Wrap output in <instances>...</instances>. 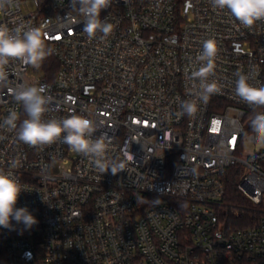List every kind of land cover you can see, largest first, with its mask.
Instances as JSON below:
<instances>
[{
    "label": "built area",
    "instance_id": "built-area-1",
    "mask_svg": "<svg viewBox=\"0 0 264 264\" xmlns=\"http://www.w3.org/2000/svg\"><path fill=\"white\" fill-rule=\"evenodd\" d=\"M101 19L113 25L88 39L72 0H14L0 24L41 27L59 68L53 80L19 61L0 83V170L21 182L16 207L38 223L0 227V264H264V149L251 121L263 106L235 94L237 73L264 85V20L246 28L211 0H112ZM213 39L221 87L193 117L191 72ZM45 85L44 120L83 116L110 140L100 173L59 140L30 146L17 139L27 119L15 100L21 86ZM17 129L4 125L10 113ZM235 171L248 206L226 201ZM247 214L245 227L233 225Z\"/></svg>",
    "mask_w": 264,
    "mask_h": 264
},
{
    "label": "clouds",
    "instance_id": "clouds-1",
    "mask_svg": "<svg viewBox=\"0 0 264 264\" xmlns=\"http://www.w3.org/2000/svg\"><path fill=\"white\" fill-rule=\"evenodd\" d=\"M13 2L14 0H0V11L11 7ZM111 2L112 0H72V10L83 18V32L88 39H93L98 32L105 37L111 33L113 25L100 16L101 11L108 8ZM211 3L216 9H227L246 28L264 20V0H211ZM216 53L215 41L205 40L203 50L197 57L201 66L189 76L193 82V98L181 101V115L195 116L199 103H206L212 95L220 93L219 84L215 80H209L214 75ZM51 54L52 49L45 44L41 27L21 23L10 29L7 25L0 24V83L6 81L5 69L11 61L38 68ZM236 75L235 94L250 106H264V85L253 86L249 83L250 77L242 72ZM46 92L45 85H21L15 90V100L23 105L28 117L20 124L17 139L30 146L51 145L62 140L71 150L88 157L100 173L111 170L115 175L122 171V163L107 158L110 140L104 134L93 139V134L97 131L93 121L79 115L64 119H43L50 102ZM16 121L17 116L13 112L5 118L4 125L16 130ZM251 128L255 133L254 138L264 144V114H257L252 119ZM22 191L24 189L21 182L13 173L0 170V227L11 228L15 221L30 229L38 223L27 207H16Z\"/></svg>",
    "mask_w": 264,
    "mask_h": 264
},
{
    "label": "trees",
    "instance_id": "trees-1",
    "mask_svg": "<svg viewBox=\"0 0 264 264\" xmlns=\"http://www.w3.org/2000/svg\"><path fill=\"white\" fill-rule=\"evenodd\" d=\"M59 68L58 61L53 57V55H49L46 59L43 60L41 66V72L48 80H53L55 78V74ZM264 109V106H263ZM239 176L237 172L232 171L229 174V177L226 181V201L230 204L237 206H247L246 199L239 193L237 189ZM248 217L247 214L241 216V219L235 222L233 225L237 227H245L246 222L243 223V219Z\"/></svg>",
    "mask_w": 264,
    "mask_h": 264
},
{
    "label": "rangeland",
    "instance_id": "rangeland-1",
    "mask_svg": "<svg viewBox=\"0 0 264 264\" xmlns=\"http://www.w3.org/2000/svg\"><path fill=\"white\" fill-rule=\"evenodd\" d=\"M37 75L43 76V73L42 72L37 73V72L32 71V70L30 71V76H37ZM262 149H264V144L259 143L257 140H256V142L250 143V144L246 145V147H245L246 152H253V151H258V150H262ZM248 205L249 204H247V206ZM249 223L250 222L247 220L246 226L249 225Z\"/></svg>",
    "mask_w": 264,
    "mask_h": 264
}]
</instances>
